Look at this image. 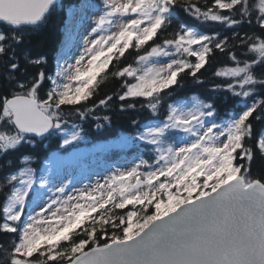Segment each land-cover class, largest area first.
Instances as JSON below:
<instances>
[{
  "label": "snow or ice",
  "instance_id": "obj_1",
  "mask_svg": "<svg viewBox=\"0 0 264 264\" xmlns=\"http://www.w3.org/2000/svg\"><path fill=\"white\" fill-rule=\"evenodd\" d=\"M56 7L0 0V264H264V173L253 172L264 160V0H81L53 69L42 33ZM217 52L229 61L214 72L224 96L173 99ZM114 97L120 113L146 114L129 116L119 141L135 158L69 190L59 153L84 135L64 106L84 120ZM224 97L233 107L221 114ZM58 134L40 172L23 149Z\"/></svg>",
  "mask_w": 264,
  "mask_h": 264
},
{
  "label": "trees",
  "instance_id": "obj_2",
  "mask_svg": "<svg viewBox=\"0 0 264 264\" xmlns=\"http://www.w3.org/2000/svg\"><path fill=\"white\" fill-rule=\"evenodd\" d=\"M80 0H59L57 3L56 9L53 11L51 17L49 18L47 25L43 29V36L46 38V45L43 48L49 58H50V67L55 68L56 64V54L58 53L60 43L62 42L64 36V26L67 21V8L78 4ZM203 3V0H201ZM179 18L182 22L187 23L188 25L195 26L201 31L212 33L215 31H220L222 35H228L218 25H201L192 17L186 15L183 11L179 12ZM35 43V41H34ZM127 56V54H126ZM132 57L127 56V62H131ZM229 66V61L226 56L217 52L215 57L210 61L209 64L205 65L204 69H201V72L197 74L201 83H198L197 80L193 77H185L182 81L181 86H178L176 89L175 96L173 99L188 97L192 94H198L203 99H212L218 100L220 97L224 96L223 93H216L213 91V86L222 81L223 78L216 77L214 72ZM119 88V82L113 81L108 83L106 86H102L99 90V94L93 98L94 101H98L101 98H104L106 95L115 93ZM119 101L113 98V101L110 104V110L100 109L94 115L89 116L87 119L81 120L74 112H71L70 106L65 107L66 118L69 121V125L76 124L83 129L84 140L79 143H74L73 147H83L86 148L88 144L97 141L108 140L110 138L118 136L121 132L129 133L132 129L129 127V116H137L140 119H144L145 113H120L118 110ZM233 107V101L227 97H224L223 103L220 105L221 114L226 109H231ZM109 115L111 117V122H105L100 120L99 122L95 119V116H104ZM102 126L98 127L97 124ZM264 128V125L257 123L256 129L260 130ZM60 143L59 134L56 137H52L48 140L38 142L34 148L26 147L23 149L25 152H30L37 157L38 159L34 163V167L40 169L42 161L46 158L52 151L56 150ZM136 151L133 147L126 150H116L111 149L106 154L105 157L112 158L111 160L117 159L120 156L129 155L131 152ZM118 152L117 155L114 153ZM115 155V156H114ZM148 154L145 153V157ZM253 172L254 173H264V160H262L258 155L253 163ZM131 207V206H129Z\"/></svg>",
  "mask_w": 264,
  "mask_h": 264
},
{
  "label": "rangeland",
  "instance_id": "obj_3",
  "mask_svg": "<svg viewBox=\"0 0 264 264\" xmlns=\"http://www.w3.org/2000/svg\"><path fill=\"white\" fill-rule=\"evenodd\" d=\"M74 6H77V5H74ZM90 24H91V21H89V25ZM88 31H90V27L82 25L76 32H74L73 39L69 43L68 49H67L69 56L76 55L79 53V51L81 50L83 46L82 37L86 36L88 34ZM66 41H67V37H65L64 44L61 45V50L58 52L57 58L61 55L63 51H65ZM124 135L125 134H121L119 137L109 140V141H101V142L95 143L91 147H88V149L87 148L67 149V151H64V152L60 151L59 155L64 157V160L60 164L62 174L65 175L68 180H72L73 177H75V183L70 186L69 190H71L72 187L76 189H80L84 187V185H87L89 183H94L98 179L102 180V178L108 173L109 170H112L116 167L129 166L130 161H132L135 157L124 158V159L115 161L111 164H105L103 160H101L100 158L95 159L91 164L79 162L80 157L86 156L88 152L93 151V153H95L97 150H102L110 146H117L119 148L124 147L123 145L119 143L120 138ZM43 170H44V166L40 172H43Z\"/></svg>",
  "mask_w": 264,
  "mask_h": 264
},
{
  "label": "bare ground",
  "instance_id": "obj_4",
  "mask_svg": "<svg viewBox=\"0 0 264 264\" xmlns=\"http://www.w3.org/2000/svg\"><path fill=\"white\" fill-rule=\"evenodd\" d=\"M65 37H66V33H65V26H64V36H63L62 42L60 43L58 52L61 50V45L64 44V42H65Z\"/></svg>",
  "mask_w": 264,
  "mask_h": 264
}]
</instances>
